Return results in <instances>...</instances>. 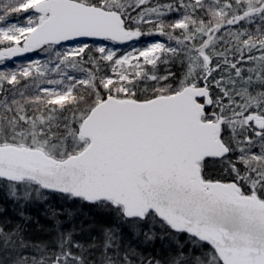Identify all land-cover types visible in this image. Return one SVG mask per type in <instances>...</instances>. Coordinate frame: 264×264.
Segmentation results:
<instances>
[{
    "label": "snow or ice",
    "instance_id": "snow-or-ice-1",
    "mask_svg": "<svg viewBox=\"0 0 264 264\" xmlns=\"http://www.w3.org/2000/svg\"><path fill=\"white\" fill-rule=\"evenodd\" d=\"M0 264H264V0H0Z\"/></svg>",
    "mask_w": 264,
    "mask_h": 264
},
{
    "label": "trees",
    "instance_id": "trees-1",
    "mask_svg": "<svg viewBox=\"0 0 264 264\" xmlns=\"http://www.w3.org/2000/svg\"><path fill=\"white\" fill-rule=\"evenodd\" d=\"M50 203L56 204L57 207H60L59 202L55 199L51 200ZM28 212L31 216L34 217V220H33L32 224L30 225V227H32L33 229H35L38 226V224H40V225H47L48 224V221L42 215V212H43L42 207L37 206V207L29 208ZM83 212L87 213L89 216L95 217L97 220H99L101 222L106 221V217H103L100 214H98L90 206L85 205L83 207ZM35 238H45V237H44L43 233L37 232V233H35Z\"/></svg>",
    "mask_w": 264,
    "mask_h": 264
},
{
    "label": "rangeland",
    "instance_id": "rangeland-1",
    "mask_svg": "<svg viewBox=\"0 0 264 264\" xmlns=\"http://www.w3.org/2000/svg\"><path fill=\"white\" fill-rule=\"evenodd\" d=\"M154 39H159V38H154ZM28 56L34 57V56H36V54L35 53H32V54H29ZM26 59H27V57H24V58H22L20 60H26Z\"/></svg>",
    "mask_w": 264,
    "mask_h": 264
},
{
    "label": "water",
    "instance_id": "water-1",
    "mask_svg": "<svg viewBox=\"0 0 264 264\" xmlns=\"http://www.w3.org/2000/svg\"><path fill=\"white\" fill-rule=\"evenodd\" d=\"M21 58V57H20ZM17 60L19 59V58H16Z\"/></svg>",
    "mask_w": 264,
    "mask_h": 264
}]
</instances>
